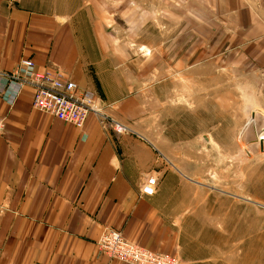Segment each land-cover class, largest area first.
<instances>
[{"label":"crops","instance_id":"obj_1","mask_svg":"<svg viewBox=\"0 0 264 264\" xmlns=\"http://www.w3.org/2000/svg\"><path fill=\"white\" fill-rule=\"evenodd\" d=\"M44 4L0 0V264H129L98 248L107 228L182 264H207L210 206H178L182 171L146 135L147 94L134 87L158 68H264V0H178L168 31L144 7L140 22L131 3L122 12L114 4L117 15L93 3L96 20L84 23L68 17L65 1ZM119 20L133 35L127 46ZM27 59L93 93L104 116L91 113L80 129L34 108V86L16 97L4 74ZM111 120L128 130L117 133ZM149 176L158 184L148 196Z\"/></svg>","mask_w":264,"mask_h":264},{"label":"rangeland","instance_id":"obj_2","mask_svg":"<svg viewBox=\"0 0 264 264\" xmlns=\"http://www.w3.org/2000/svg\"><path fill=\"white\" fill-rule=\"evenodd\" d=\"M62 1L68 17L82 23L96 20L93 3L111 10L116 4L121 12L123 3H131L135 18L140 20L144 7L162 31L170 29L173 5H179L178 0ZM57 2L45 0L44 6ZM119 24V42L127 46L133 35L122 20ZM147 80L134 90L147 94L146 135L182 171L176 175L178 206H210L206 248L213 257L207 264H264V68L256 63L158 68Z\"/></svg>","mask_w":264,"mask_h":264},{"label":"built area","instance_id":"obj_3","mask_svg":"<svg viewBox=\"0 0 264 264\" xmlns=\"http://www.w3.org/2000/svg\"><path fill=\"white\" fill-rule=\"evenodd\" d=\"M4 75L8 83L15 86L16 97L25 86L32 85L34 108L48 112L80 129L85 127L91 113L104 116L103 106L93 93L81 88L60 71L37 70L32 59L22 60L14 71ZM111 123L117 133L128 130L120 121L111 120ZM4 124L5 119L0 118V133L5 127ZM157 184L158 179L149 176L142 186V193L154 195ZM97 245L106 256L129 264H182L178 257L167 252L148 250L129 241L122 232L115 229L107 228L98 239Z\"/></svg>","mask_w":264,"mask_h":264},{"label":"bare ground","instance_id":"obj_4","mask_svg":"<svg viewBox=\"0 0 264 264\" xmlns=\"http://www.w3.org/2000/svg\"><path fill=\"white\" fill-rule=\"evenodd\" d=\"M41 112V111H40ZM246 130V129H245Z\"/></svg>","mask_w":264,"mask_h":264}]
</instances>
